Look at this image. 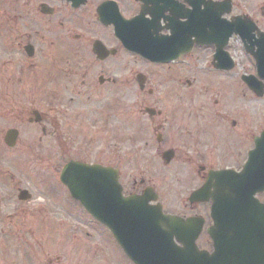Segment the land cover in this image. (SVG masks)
<instances>
[{"label":"flooded vegetation","instance_id":"1","mask_svg":"<svg viewBox=\"0 0 264 264\" xmlns=\"http://www.w3.org/2000/svg\"><path fill=\"white\" fill-rule=\"evenodd\" d=\"M46 96L51 110L26 106ZM124 115L135 155L158 158L139 183L123 181L117 154ZM27 126L40 142L51 131L55 147L85 134L113 148L99 164L119 171L123 195L147 194L166 214L199 219L189 232L199 230L196 245L213 264L245 249L249 264H264V188L251 185L264 162V0H0V264H136L70 193L89 217L75 220L79 232L58 235L71 220L27 223L28 210L55 207L57 185L48 176L50 204H36L40 181L27 186L8 170ZM73 160L89 163L69 158L59 178ZM175 161L183 184L157 187V168L170 178Z\"/></svg>","mask_w":264,"mask_h":264},{"label":"water","instance_id":"2","mask_svg":"<svg viewBox=\"0 0 264 264\" xmlns=\"http://www.w3.org/2000/svg\"><path fill=\"white\" fill-rule=\"evenodd\" d=\"M250 166H254L253 162ZM61 179L72 195L79 199L97 220L110 228L136 264H213L212 256L199 251L195 244L199 230L196 229L193 234L189 232L193 225L198 223L196 219L183 220L176 216L164 215L161 207L149 205L148 196L125 198L117 170L72 161L64 168ZM260 180H263V187V173ZM211 181L212 178L204 190L211 187ZM251 185L259 188L256 183ZM199 193H195L193 198ZM163 227L168 229L165 234L161 231ZM174 235L181 238L185 244L184 248L180 249L174 243ZM226 244L234 243L228 240ZM157 245H163L165 252L162 249V254H155L153 247ZM246 252V249L242 251L245 256L236 253L232 264H249ZM222 261L227 262L226 259H219L220 263Z\"/></svg>","mask_w":264,"mask_h":264},{"label":"rangeland","instance_id":"3","mask_svg":"<svg viewBox=\"0 0 264 264\" xmlns=\"http://www.w3.org/2000/svg\"><path fill=\"white\" fill-rule=\"evenodd\" d=\"M43 88L44 86L42 88L37 87L38 90H42ZM35 104H37V106L39 104H42L43 107L40 108V110L42 111H46V109L51 110V98L49 96H46L45 99L27 101L26 106L30 108ZM131 125L132 124L130 123V118L124 115L122 123L123 142L119 150L117 151V154L120 155L121 158L120 165L124 174L123 181L125 183H133L134 179H137V182L139 183V177L142 173L151 176L150 161L154 160L156 162L158 158L155 156H151L147 151L148 149H143L140 152V156L135 155L137 149L132 146V143L129 140ZM32 129V127L28 126L25 128L27 135V148L19 147L18 149L11 152L10 160H7V165L9 166L8 170H10V172L14 174L16 178L22 179L27 184V186L29 183L32 184L31 181H40L41 187L40 189L38 188L36 190V204H50L53 190L49 191L48 184H46L45 182V179L48 176L54 177L57 185L55 182H50L55 187V207L51 208V210L43 209L41 215H33V212L28 210L24 219H26L27 223L35 220V216L37 217L36 219L42 218V220H71V227L59 228L58 233L59 236L69 237L71 236V232L73 230L79 232L78 228L73 227L76 223L75 220L85 221L89 219V217L78 202L67 201L70 194L67 188L60 181L59 173L61 167L69 158L81 159L84 161H88L89 163H99L101 162V157L104 156V153L111 154V150H113V148L107 146L106 149H104L103 145L99 142L98 139L96 141H92L89 137H86L85 134L81 135L80 138H76V140L71 143L70 146L55 147L50 144V140L52 139L50 136L51 131L49 132V136L47 138H44L43 142H40L39 140L41 132L33 131ZM31 130L33 132L29 138ZM102 151L105 152L102 153ZM57 165L58 167L56 168ZM181 166V163H178L176 161L174 162V164L172 165L170 178L168 175H162V170L157 168V172L153 176L158 180H153L152 182L161 189L171 188L173 185L183 184L179 169L181 168ZM23 169L28 174L27 176H24V174L22 173L24 172L22 171ZM164 176L168 177L169 179L164 180ZM65 206H68V210L66 211ZM36 232L38 233V231ZM43 235L51 236L54 235V233L50 228H47L43 229ZM96 235L97 234H95V236ZM14 251L15 250L12 248V263L14 261H18V257L14 256ZM110 252H115L114 246H110Z\"/></svg>","mask_w":264,"mask_h":264}]
</instances>
